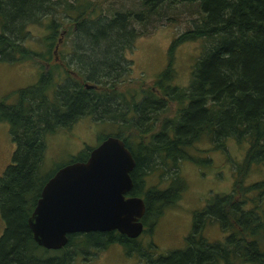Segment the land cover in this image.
Returning <instances> with one entry per match:
<instances>
[{"label": "trees", "instance_id": "1", "mask_svg": "<svg viewBox=\"0 0 264 264\" xmlns=\"http://www.w3.org/2000/svg\"><path fill=\"white\" fill-rule=\"evenodd\" d=\"M99 2L0 0V61L38 57L46 63H36L37 78L18 88L15 102L0 100V120L8 123L14 142L0 173V264H70L78 249L85 256L111 243L129 248L134 241L136 236L115 229L67 233L57 249L32 239L27 217L55 170L45 176L37 170L43 136L82 115L113 121L115 135L131 151L128 194L143 198L141 232L146 220L151 224L183 190L178 161L209 163L208 156L186 153L193 141L205 138L213 149L222 148L228 137L245 141L232 188L192 211L185 246L156 255L151 248L143 264H264V178L243 181L249 164L264 162V0H131L119 8L111 1L101 8ZM181 18L185 28L170 39L154 87L126 88L132 65L126 51L134 39ZM40 25L44 31L35 35L41 40L36 50L28 42L34 40L31 26ZM194 40L200 49L188 81L171 84L175 48ZM172 102L171 116L158 121ZM88 151L67 162L85 159ZM164 167L170 170L165 186H143L144 174ZM211 222L223 232L219 239L203 233Z\"/></svg>", "mask_w": 264, "mask_h": 264}, {"label": "rangeland", "instance_id": "2", "mask_svg": "<svg viewBox=\"0 0 264 264\" xmlns=\"http://www.w3.org/2000/svg\"><path fill=\"white\" fill-rule=\"evenodd\" d=\"M99 1L101 8L107 1H111L112 6L119 8L121 1L129 5L131 0ZM159 25L135 38L130 52L126 51V55L129 53L132 59L131 78L128 81L129 85H125L126 88L138 87L142 84L154 87L153 82L166 63L168 43L177 32L185 28L186 23L181 18L165 21ZM41 30L44 31L41 25L31 26L34 40L28 42L29 47L39 49L41 40L35 35H39ZM58 37H62L61 34ZM199 49L198 40L183 42L175 48L171 84L185 85L191 64ZM36 63L38 66L40 63L46 65L45 61L38 57L0 61V100L6 103L15 102L18 88L32 83L37 78L40 69L37 68ZM173 108L174 102L171 103L169 110L161 113L163 115L158 117V121L161 117L171 116ZM116 130L115 123L109 119L95 120L89 115H82L67 127L61 126L46 132L43 136L44 151L37 170L41 175H47L67 163L72 156L95 146L104 136L115 134ZM133 140L134 138L128 139L129 145L134 146ZM246 147L245 141L238 142L231 137L225 139V144L220 149L211 148L205 138L193 141L186 148V153L198 157L208 156L209 163L195 162L189 158L178 161L179 174L185 186L174 204L165 206L151 224L150 220H146V230L130 242L129 248L111 243L103 249H92L91 254L85 256L78 249L70 264H143L145 254L151 248L154 250L152 255H156L184 247L185 236L191 227L192 211L200 209L212 195L232 188L236 168L243 160ZM13 149L14 142L8 131V123L0 120V173L10 161ZM158 169L161 168L150 170L143 175L144 187L155 184L161 187L166 185V175L170 170L167 167H164V171ZM259 178H264V162L249 164L243 175V181L250 182ZM248 195L252 196L253 192ZM2 229L3 220L0 215V233ZM203 233L209 240L219 239L223 234L212 222L204 226Z\"/></svg>", "mask_w": 264, "mask_h": 264}, {"label": "water", "instance_id": "3", "mask_svg": "<svg viewBox=\"0 0 264 264\" xmlns=\"http://www.w3.org/2000/svg\"><path fill=\"white\" fill-rule=\"evenodd\" d=\"M134 163L124 140L110 134L85 159L60 165L42 183L27 217L32 239L57 249L70 232L115 229L129 238L137 236L145 205L141 196L128 194Z\"/></svg>", "mask_w": 264, "mask_h": 264}, {"label": "flooded vegetation", "instance_id": "4", "mask_svg": "<svg viewBox=\"0 0 264 264\" xmlns=\"http://www.w3.org/2000/svg\"><path fill=\"white\" fill-rule=\"evenodd\" d=\"M60 40V37H58V41ZM153 88V87H152Z\"/></svg>", "mask_w": 264, "mask_h": 264}]
</instances>
